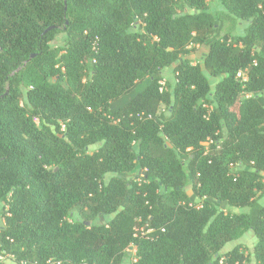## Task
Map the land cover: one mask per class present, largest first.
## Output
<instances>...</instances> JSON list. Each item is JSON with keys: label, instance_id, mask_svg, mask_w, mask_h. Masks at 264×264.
<instances>
[{"label": "trees", "instance_id": "trees-1", "mask_svg": "<svg viewBox=\"0 0 264 264\" xmlns=\"http://www.w3.org/2000/svg\"><path fill=\"white\" fill-rule=\"evenodd\" d=\"M209 2L243 33L219 38ZM263 195L264 0H0V255L264 264Z\"/></svg>", "mask_w": 264, "mask_h": 264}, {"label": "rangeland", "instance_id": "rangeland-1", "mask_svg": "<svg viewBox=\"0 0 264 264\" xmlns=\"http://www.w3.org/2000/svg\"><path fill=\"white\" fill-rule=\"evenodd\" d=\"M222 8L221 6L216 3V2H209V13L212 15V17L216 20L217 22V27L218 28V32L216 33L217 36L219 38L224 37L227 34H241L243 33V27L245 26L244 23H238L236 26H233L232 23L226 19V18H221V20H217V17H222ZM63 39L64 36L62 34H59L55 37V39L50 43L51 47L53 48H58L61 47L63 45ZM187 49L190 51L189 54V59H191V61L193 63H197L200 61L202 55L204 53L207 52V48L206 47H199L197 45H193L190 44L187 46ZM164 82V87H166L167 89H169L172 84H173V76L171 73V67L164 69L162 71V81L161 83ZM144 87V83L143 82H138L137 86H136V91L141 90ZM21 92L24 94V89H21ZM161 110L163 111L164 108L162 107ZM94 146L89 148V152H92V150H94ZM186 193L188 195L192 194V190L191 187H187L186 189ZM259 202L263 203L264 202V195L262 197L259 198ZM247 210H243V212H246ZM75 214L76 218H79V220L81 221H91L93 224L97 223V218L93 217V215H91L89 212H87L86 210H81L80 212L78 210H74L73 211ZM3 225V220L0 217V226ZM244 242V243H241ZM256 242V238L253 235V233L251 231L246 232L241 238H239L238 240H235L231 243H228L224 246L223 250L227 251V250H231L233 247H235L236 245L240 244L246 248L248 253L252 252L253 249V245ZM133 250L130 251V253L127 255V257L124 258V260L122 261L121 264H133L132 263V253ZM6 264H19L16 263L13 259L8 258L5 260ZM245 264H254V261L252 258H248L247 262Z\"/></svg>", "mask_w": 264, "mask_h": 264}, {"label": "built area", "instance_id": "built-area-1", "mask_svg": "<svg viewBox=\"0 0 264 264\" xmlns=\"http://www.w3.org/2000/svg\"><path fill=\"white\" fill-rule=\"evenodd\" d=\"M255 65V63H254ZM236 79L239 80L240 83H243L247 80V71L243 70V71H239L237 74H236ZM164 82H160V91L162 90H166L164 88ZM250 95L247 94L246 95V98L249 97ZM204 108L206 109L207 111V114L210 113L211 111V106H207V105H204ZM151 116H148V119H150ZM63 128V127H62ZM215 144V148L216 150H219L220 149V141L219 142H215L214 139L212 138H209L207 139L205 142L202 143V146L204 148V154H208L209 151H210V147L211 145ZM232 167V165H231ZM202 200L203 199H200L198 202H189L186 204V207L188 208H194L196 210H199L202 208ZM181 205H185L184 203H181ZM143 229V228H142ZM141 229V231H142ZM153 232L152 229H148L145 231V232H142V235H147V234H151ZM133 250V252L131 253L132 254V263L135 264L137 262V257H136V248L135 246H130L126 252L129 254L130 251ZM8 258H11L13 259L11 256H4V255H0V262H5L6 259ZM46 264H60V262H54V261H48Z\"/></svg>", "mask_w": 264, "mask_h": 264}, {"label": "water", "instance_id": "water-1", "mask_svg": "<svg viewBox=\"0 0 264 264\" xmlns=\"http://www.w3.org/2000/svg\"><path fill=\"white\" fill-rule=\"evenodd\" d=\"M64 4H65V2H64ZM51 28L52 27H50V28H48V29H46V31L44 32V33H46V32H48L49 30H51ZM34 57V55H31V57L30 58H33ZM89 224V223H88Z\"/></svg>", "mask_w": 264, "mask_h": 264}, {"label": "crops", "instance_id": "crops-1", "mask_svg": "<svg viewBox=\"0 0 264 264\" xmlns=\"http://www.w3.org/2000/svg\"><path fill=\"white\" fill-rule=\"evenodd\" d=\"M241 243H244V242H241ZM241 243H240V244H241ZM227 251H228V250H227ZM224 252H226V251H224Z\"/></svg>", "mask_w": 264, "mask_h": 264}]
</instances>
